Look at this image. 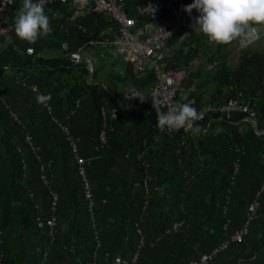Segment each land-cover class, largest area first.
Wrapping results in <instances>:
<instances>
[{"label":"trees","instance_id":"obj_1","mask_svg":"<svg viewBox=\"0 0 264 264\" xmlns=\"http://www.w3.org/2000/svg\"><path fill=\"white\" fill-rule=\"evenodd\" d=\"M117 1L133 17L145 2ZM75 2L47 4L52 32L28 44L13 30L22 0H0V264L200 262L246 225L257 196L248 234L206 264H264V137L244 110L219 109L237 101L264 130V29L244 48L215 45L186 12L160 59L181 80L176 102L205 111L202 131L161 132L153 70L113 56L114 19L75 16Z\"/></svg>","mask_w":264,"mask_h":264},{"label":"built area","instance_id":"obj_2","mask_svg":"<svg viewBox=\"0 0 264 264\" xmlns=\"http://www.w3.org/2000/svg\"><path fill=\"white\" fill-rule=\"evenodd\" d=\"M54 1L55 0H47L46 5L53 3ZM186 1L187 0H145V2L137 8L136 16L133 17L117 0H76L74 15L78 16L86 11H94L106 13L109 17L114 19L116 29L113 27L110 29L116 32L115 38L111 40V42L109 39H106L104 46L110 47L113 56L117 58L122 55L124 60L131 62L134 66L153 70L156 80L151 88V97L154 102L160 101L163 108L168 111L169 108L178 104L176 98L181 87V80L177 73L166 69L165 64L161 62L160 56L165 54L164 49H167L168 42L177 37L187 25L188 15L183 10ZM142 18H145L148 21L141 24L139 20ZM2 22L3 15L0 14V26ZM259 38H254L250 42H245L242 47L257 42ZM73 58L80 61L81 55L74 54ZM91 58L90 54L85 53L83 56V59L88 62V69L92 74L94 69ZM115 68L122 70V67L119 66H116ZM140 95L141 92L136 89H131L128 98L137 99ZM219 109L223 112L244 110V112H247L248 116L243 121L249 124L257 136L264 137V130L258 128L254 113L249 109H243L237 101L228 106L222 105ZM200 113L203 118L205 116V111H200ZM63 130L66 131L67 129L63 128ZM100 139L101 143L104 145L106 143L104 132H101ZM28 140H30V138ZM237 150H241V148L237 147ZM78 162L80 165L84 164V160L79 157ZM235 166V171H237L239 167L238 161L235 163ZM81 175L86 179L84 168L81 170ZM85 185L88 194L87 196L90 199V185L87 181H85ZM257 199L249 206L248 222L240 231L236 232L231 241L214 249L211 254L204 255L200 262H193L191 264H206L209 260L215 257L218 252L227 249L230 242H241L248 234L249 222L253 219L259 208ZM54 221L55 219L52 218L49 222L51 227L54 225ZM182 225L183 223L175 224L173 230L177 232ZM39 226L42 227V223ZM134 261L135 257L132 259V262ZM114 264L127 263L119 261Z\"/></svg>","mask_w":264,"mask_h":264},{"label":"clouds","instance_id":"obj_3","mask_svg":"<svg viewBox=\"0 0 264 264\" xmlns=\"http://www.w3.org/2000/svg\"><path fill=\"white\" fill-rule=\"evenodd\" d=\"M47 0H22L21 7L14 18L13 30L17 38L28 44H34L39 38L47 37L52 32L51 21L45 10ZM195 9L192 31L202 33L215 45H227L240 41L243 45L261 36L264 29V0H193L184 7L191 14ZM58 17L59 13H54ZM50 94L42 99H50ZM142 99V98H140ZM143 100V99H142ZM156 109L155 127L161 132L181 129L199 135L202 128L196 123L202 115L189 103H178L162 111L160 101L152 103Z\"/></svg>","mask_w":264,"mask_h":264},{"label":"rangeland","instance_id":"obj_4","mask_svg":"<svg viewBox=\"0 0 264 264\" xmlns=\"http://www.w3.org/2000/svg\"><path fill=\"white\" fill-rule=\"evenodd\" d=\"M259 44V43H258ZM257 44V45H258ZM255 45V46H257ZM233 48V47H232ZM244 48V47H243ZM241 49V46L238 47V45L236 47L233 48V53L230 57V65L232 66H236L237 63V56H238V51ZM95 65L98 66V63L95 62Z\"/></svg>","mask_w":264,"mask_h":264},{"label":"water","instance_id":"obj_5","mask_svg":"<svg viewBox=\"0 0 264 264\" xmlns=\"http://www.w3.org/2000/svg\"><path fill=\"white\" fill-rule=\"evenodd\" d=\"M127 11V10H126Z\"/></svg>","mask_w":264,"mask_h":264}]
</instances>
